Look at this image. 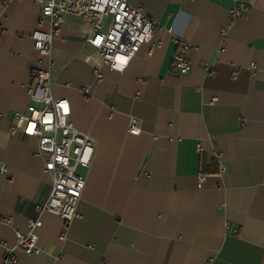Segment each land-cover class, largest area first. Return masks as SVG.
<instances>
[{
  "label": "crops",
  "instance_id": "crops-1",
  "mask_svg": "<svg viewBox=\"0 0 264 264\" xmlns=\"http://www.w3.org/2000/svg\"><path fill=\"white\" fill-rule=\"evenodd\" d=\"M128 1L161 27L118 70L88 42L89 18L67 14L42 52L41 6L0 0V240L15 245L52 189L38 138L11 128L42 105L30 90L40 67L96 150L79 167L77 216L43 212V251L17 249L16 264H264V0Z\"/></svg>",
  "mask_w": 264,
  "mask_h": 264
},
{
  "label": "built area",
  "instance_id": "built-area-1",
  "mask_svg": "<svg viewBox=\"0 0 264 264\" xmlns=\"http://www.w3.org/2000/svg\"><path fill=\"white\" fill-rule=\"evenodd\" d=\"M41 6V18L48 20V29L38 28L32 37L35 47L42 52L51 49L52 39L60 31L67 14L89 18L92 31L87 40L100 56L103 64L113 69L124 70L142 46L151 43L154 33L161 27L160 21L147 14L142 7L132 5L128 0H33ZM248 6L240 2L232 10L235 17H241ZM184 49L189 45L184 44ZM175 68L180 73L191 70V62L183 52L175 55ZM35 82L31 84L32 97L42 103L31 106L29 113H16L12 132L38 138V149L45 159V170L53 174L52 189L43 204H37V216L28 218L27 232H17V243H0L6 248V255L0 264H16L17 249L26 254L38 255L43 251L39 244L37 229L42 225L41 214L50 211L59 214L69 224L77 216L79 200L86 186L80 166L88 167L95 154V140L81 132L71 118L72 107L67 97L58 98L51 92L49 70L37 67L32 72ZM98 78L102 74L97 69ZM129 131L139 133L138 119L131 118Z\"/></svg>",
  "mask_w": 264,
  "mask_h": 264
},
{
  "label": "trees",
  "instance_id": "trees-1",
  "mask_svg": "<svg viewBox=\"0 0 264 264\" xmlns=\"http://www.w3.org/2000/svg\"><path fill=\"white\" fill-rule=\"evenodd\" d=\"M19 208H22V206L20 205V207Z\"/></svg>",
  "mask_w": 264,
  "mask_h": 264
},
{
  "label": "rangeland",
  "instance_id": "rangeland-1",
  "mask_svg": "<svg viewBox=\"0 0 264 264\" xmlns=\"http://www.w3.org/2000/svg\"><path fill=\"white\" fill-rule=\"evenodd\" d=\"M133 5V4H132ZM82 170V169H81Z\"/></svg>",
  "mask_w": 264,
  "mask_h": 264
}]
</instances>
